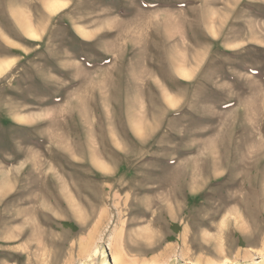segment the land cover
I'll return each mask as SVG.
<instances>
[{
    "label": "rangeland",
    "instance_id": "obj_1",
    "mask_svg": "<svg viewBox=\"0 0 264 264\" xmlns=\"http://www.w3.org/2000/svg\"><path fill=\"white\" fill-rule=\"evenodd\" d=\"M0 264H264V0H0Z\"/></svg>",
    "mask_w": 264,
    "mask_h": 264
},
{
    "label": "bare ground",
    "instance_id": "obj_2",
    "mask_svg": "<svg viewBox=\"0 0 264 264\" xmlns=\"http://www.w3.org/2000/svg\"><path fill=\"white\" fill-rule=\"evenodd\" d=\"M237 224H238V223H237ZM95 253H96L95 256H97V255L99 254V249H96Z\"/></svg>",
    "mask_w": 264,
    "mask_h": 264
}]
</instances>
